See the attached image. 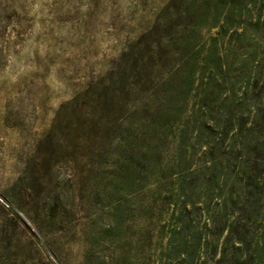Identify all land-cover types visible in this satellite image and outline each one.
<instances>
[{"label": "rangeland", "instance_id": "374dc122", "mask_svg": "<svg viewBox=\"0 0 264 264\" xmlns=\"http://www.w3.org/2000/svg\"><path fill=\"white\" fill-rule=\"evenodd\" d=\"M191 2L0 0V264H156L201 154Z\"/></svg>", "mask_w": 264, "mask_h": 264}, {"label": "trees", "instance_id": "16d2710c", "mask_svg": "<svg viewBox=\"0 0 264 264\" xmlns=\"http://www.w3.org/2000/svg\"><path fill=\"white\" fill-rule=\"evenodd\" d=\"M197 1L191 16L215 31L186 62L201 154L183 167L156 264H264V0Z\"/></svg>", "mask_w": 264, "mask_h": 264}]
</instances>
